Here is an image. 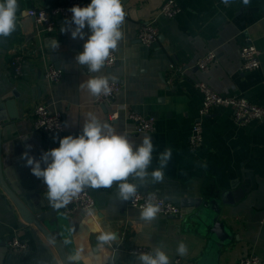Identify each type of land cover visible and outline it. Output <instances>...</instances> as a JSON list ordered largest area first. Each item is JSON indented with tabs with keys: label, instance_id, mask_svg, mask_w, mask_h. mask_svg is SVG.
Instances as JSON below:
<instances>
[{
	"label": "crops",
	"instance_id": "obj_1",
	"mask_svg": "<svg viewBox=\"0 0 264 264\" xmlns=\"http://www.w3.org/2000/svg\"><path fill=\"white\" fill-rule=\"evenodd\" d=\"M66 1L18 0L17 30L0 38L1 114L11 119L7 132L12 136L2 140V151L13 155L11 148H19L16 161L25 151L39 159L42 152L59 147V138L79 135L91 112L112 124L117 132L127 134L136 145L143 136L152 137L154 152L149 171L158 167L160 153L172 149L163 182L148 183L138 191L157 192L165 201L181 207L183 213L180 220L157 215L154 221L145 223L139 220L141 210L119 199L115 183L111 188H87L95 199V223L115 233L116 241L100 250L96 239L99 233L92 230L94 217L83 212L67 216L62 211L69 225L66 230L75 248L82 252L79 264H137L135 258L126 256L125 250L137 245L152 249L157 244L165 246L171 261L180 258V264H196L208 241L195 230H183L184 213L195 202L220 198L234 186L245 188L246 195L222 206L220 220L230 228L232 238L221 252L219 264H236L248 254L258 255L264 264V121L238 126L230 108H219L203 120L201 148L192 151L189 147L192 125L203 100L195 86L197 82H205L218 94L240 95L264 106V0H250L247 5L243 0H229L227 5L222 0H176L182 11L174 19L158 14L165 0H122L126 16L121 26L124 38L114 52L118 61L114 67L104 66L101 73L95 74L75 61L90 35L87 27L84 39H73L70 31L60 32L65 20H59L53 33H46L38 30L34 20L26 15L30 8ZM153 19L157 20L160 35L149 48L137 39V31ZM55 40L59 47L54 49L50 42ZM247 40L259 49L261 67L243 73L240 47ZM210 52L217 55L218 62L203 72L197 68V61ZM14 53L26 59L22 76H15L10 64ZM172 64L180 67L181 73L175 72ZM49 65L63 72L59 85L45 79ZM109 74L116 77L110 82L120 83L123 89L113 103L96 105L95 97L81 85L93 75ZM41 101H47L52 112L62 114L63 133L43 136L33 131L31 109ZM127 110L154 117L155 131L135 133ZM114 112L119 113L118 118L111 120L109 116ZM38 182L40 189L46 191L43 180ZM138 224H143L140 231ZM34 229L0 187V264H52L47 252L39 247V238L44 240L42 234L38 232L37 239L38 230ZM14 235L27 244L26 250L9 248L8 241ZM179 242L186 245V255L177 254Z\"/></svg>",
	"mask_w": 264,
	"mask_h": 264
},
{
	"label": "clouds",
	"instance_id": "obj_2",
	"mask_svg": "<svg viewBox=\"0 0 264 264\" xmlns=\"http://www.w3.org/2000/svg\"><path fill=\"white\" fill-rule=\"evenodd\" d=\"M222 2L227 5L229 0ZM249 2L250 0H243L245 5ZM18 11V0H0V38H7L17 30ZM69 11L72 13L71 19L64 21L60 32L70 31L73 39H84L86 27L90 32L83 50L75 56L77 65L86 66L90 73H101L106 61L124 38L121 26L126 12L122 0H91L87 6L76 5ZM50 44L54 49L59 47L56 40ZM115 79L110 74L93 75L81 86L93 97L109 95L110 81ZM55 139L57 138L54 137ZM26 147L30 149L31 145ZM153 152L152 137L145 135L141 143L136 145L127 134L117 132L112 124L101 121L89 112L79 135L59 138V147L42 152L39 159L29 155L28 151L22 153L20 159L25 160V166L30 168L32 175L43 180L51 206L60 209L71 203L86 188H111L115 183L119 199L130 201L137 195L139 187L148 183H162L172 149L169 147L160 153L158 167L149 171L153 163ZM159 212V205L149 199L140 211L139 220L151 223ZM88 215L94 217L92 230L99 233L96 239L100 250L116 241L115 233L104 230L95 223L92 211ZM136 227L140 231L143 224ZM176 252L181 256L186 255V245L179 242ZM133 255L137 264H171L163 244L153 246L150 252ZM81 259L82 252L79 249L69 257L72 264H79Z\"/></svg>",
	"mask_w": 264,
	"mask_h": 264
},
{
	"label": "built area",
	"instance_id": "obj_3",
	"mask_svg": "<svg viewBox=\"0 0 264 264\" xmlns=\"http://www.w3.org/2000/svg\"><path fill=\"white\" fill-rule=\"evenodd\" d=\"M79 5L81 7L88 5V0H67L64 3L43 7L30 8L26 11V15L34 20L38 30L46 33H53L56 30L59 20H70L72 13L69 9L73 6ZM182 9L176 0H165L159 9V16L168 19L176 18ZM159 27L157 20L153 19L147 23L140 25L137 31V39L145 46L153 47L159 39ZM118 59L113 52L105 63L106 68H112L116 65ZM240 71L252 72L261 67L260 51L256 45L247 40L240 47ZM26 59L21 54L14 53L11 66L14 69L15 76H22L23 65ZM218 62L217 55L210 52L197 61V68L203 72H208L212 65ZM175 72L181 73V68L171 65ZM45 79L52 85H59L63 79L64 74L61 70L49 65L44 72ZM170 84V82H169ZM196 88L202 94V104L198 110V117L192 125L191 134L189 137V147L192 151H196L203 145V120L219 108H230L233 111V122L238 126H246L253 122L264 121V106L253 103L240 95L224 96L214 92L210 86L205 82H197ZM111 93L109 95H101L95 97L96 105H107L113 103L121 93L123 86L118 82H110ZM128 111V110H127ZM129 118L134 123V131L140 133H153L156 129V119L154 117H146L134 111H128ZM119 113H112L109 118L116 120ZM30 119L32 120V129L34 132L43 136H54L64 132L63 116L59 112H52L47 101L37 102L31 109ZM151 199L160 207L158 215L166 216L173 219H182L183 213L181 207L165 201L157 192H143L138 191L137 195L130 200L128 205L132 208L141 210L146 202ZM95 206V199L87 188L74 198L66 207L60 208L67 216H72L79 212L89 213L93 211ZM8 246L12 251H22L28 248L27 244L18 236H12L8 241ZM118 248L117 250H121ZM151 248L146 246H133L125 250V254L129 258H135L133 253H147ZM181 259L176 258L171 261V264H180ZM236 264H262L261 258L256 254H248L238 260Z\"/></svg>",
	"mask_w": 264,
	"mask_h": 264
},
{
	"label": "water",
	"instance_id": "obj_4",
	"mask_svg": "<svg viewBox=\"0 0 264 264\" xmlns=\"http://www.w3.org/2000/svg\"><path fill=\"white\" fill-rule=\"evenodd\" d=\"M90 3L91 0H88V4ZM1 110L0 104V187L19 209L25 222L38 230L34 229L37 239L38 232L42 234L44 240L39 238L38 244L47 252L52 264H72L69 257L74 255L77 249L69 230H66L69 225L65 215L61 209L51 206L46 198V191L40 189L38 179L32 175L30 168L25 166L26 162L15 160L19 148L15 151L11 148L13 155H8L7 150L2 151V140L7 141L12 136H8L7 132L11 119L4 113L1 114ZM14 116L16 114L12 115ZM19 173H23V176L20 177ZM245 195V188L234 186L231 192L224 191L220 198L213 197L195 202L191 209L184 213L183 230H195L208 241L205 253L196 264H219L221 252L229 246L232 238L230 228L220 220L222 206L231 205Z\"/></svg>",
	"mask_w": 264,
	"mask_h": 264
},
{
	"label": "rangeland",
	"instance_id": "obj_5",
	"mask_svg": "<svg viewBox=\"0 0 264 264\" xmlns=\"http://www.w3.org/2000/svg\"><path fill=\"white\" fill-rule=\"evenodd\" d=\"M62 211V210H61Z\"/></svg>",
	"mask_w": 264,
	"mask_h": 264
}]
</instances>
